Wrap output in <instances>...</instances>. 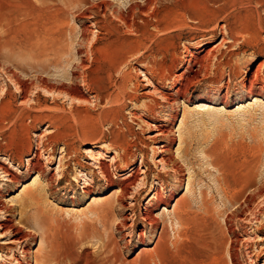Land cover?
Segmentation results:
<instances>
[{
    "label": "rangeland",
    "instance_id": "1",
    "mask_svg": "<svg viewBox=\"0 0 264 264\" xmlns=\"http://www.w3.org/2000/svg\"><path fill=\"white\" fill-rule=\"evenodd\" d=\"M0 4V264H264V0Z\"/></svg>",
    "mask_w": 264,
    "mask_h": 264
},
{
    "label": "bare ground",
    "instance_id": "2",
    "mask_svg": "<svg viewBox=\"0 0 264 264\" xmlns=\"http://www.w3.org/2000/svg\"><path fill=\"white\" fill-rule=\"evenodd\" d=\"M5 2V1H4ZM0 17H1V19H4L5 18V14L3 13V4H0ZM181 92V89H179L178 90V92L177 93H180ZM151 107V106H150ZM201 107H206V106H204V105H202ZM149 108V107H148ZM241 108V107H240ZM156 109V108H155ZM150 110H154V108H151ZM164 150H162V152L161 153H169V152H171L169 149H168V146H163L162 147ZM35 158H36V160H35ZM1 161V160H0ZM32 164H30V168H29V171H36V173L37 174H39V175H41V174H43L42 173V166L39 164V160H38V158L36 157V155L34 156V158L32 159ZM99 167V166H98ZM1 168V167H0ZM100 171H101V173H102V176H104V178L106 179V181L107 182H109L110 184H113V182L111 181V178H110V175H109V171H108V169H107V166H105L104 164L103 165H101L99 168H98ZM3 170H4V168H3ZM6 171H7V169H6ZM182 169H180V168H178L177 170H176V172L175 173H177L178 174V177H180V178H178V179H180V182H182V179H181V176H182ZM8 172V171H7ZM131 177H132V175H131ZM12 179H13V181L14 182H17L18 181V178H17V176H15V175H13L12 174ZM136 179V178H135ZM137 180H129V184L128 183H119V184H117V186L119 187V190L117 191L118 193H120V195L119 194H117V196L118 197H116L118 200H122V197L123 196H125L127 193H128V189L130 188V186H134V185H136V182ZM50 183H48L47 184V187H48V189L50 188ZM120 191V192H119ZM141 191V190H140ZM139 191V192H140ZM40 188L37 190V191H34V190H30V191H27V194H26V198L24 199V202H23V205L24 206H28V205H30L29 207H31V204H29V202L31 203V200H32V203L34 202V201H36V199H38V198H40L39 197V195H41L40 193ZM51 192V191H50ZM88 193V192H87ZM137 193V192H136ZM42 196V195H41ZM136 196H137V194L135 195V197H134V199H136ZM173 197V195H171L170 197H169V199H171ZM40 200V199H39ZM115 200V199H114ZM163 199H162V194H161V192H156L155 194H154V197H153V199H152V202H153V204H154V206H159L160 204H163V201H162ZM38 201V200H37ZM168 204V202H166V205ZM22 207V206H21ZM23 211V210H22ZM21 211V212H22ZM43 214V213H42ZM177 217L179 218V221L181 220V217L180 216H178L177 215ZM30 218V217H29ZM42 219V218H41ZM41 219H39V220H41ZM142 220L144 221V222H146L151 228H155L156 227V225L158 224V220L156 219V217L153 215V213H152V211H150L149 209L148 210H146V213H145V215H144V217L142 218ZM7 221V223H11V221H10V219H7L6 220ZM39 222V221H38ZM49 222V221H48ZM182 222V221H181ZM14 223V222H13ZM46 225V224H45ZM41 226V225H40ZM44 226V225H43ZM8 228H10V229H12V230H16L17 232H22V230L20 229V228H16L15 227V225L14 224H12V226H7ZM42 228V227H41ZM47 229V232H49L50 233V237L52 236V233H53V227L50 225L49 227H47L46 228ZM46 233V232H45ZM54 234V233H53ZM24 236H26V235H24ZM23 237V236H22ZM50 237H45V241L47 242V244H49V246H50V244H53V243H51L52 241H51V239H50ZM161 237L163 238V235H161ZM47 238V239H46ZM52 238V237H51ZM53 239V238H52ZM161 239V238H160ZM164 239V238H163ZM53 247L55 246L54 244L52 245ZM26 254H27V252H25ZM39 253H41V252H39ZM36 254V256H35V264H48V258L46 257V256H42V255H40V254ZM28 259H26V261H27ZM18 262H19V260H18Z\"/></svg>",
    "mask_w": 264,
    "mask_h": 264
}]
</instances>
